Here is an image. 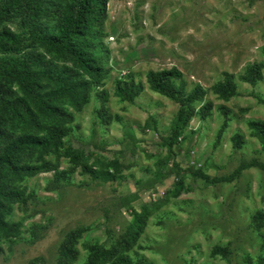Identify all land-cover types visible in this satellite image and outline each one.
<instances>
[{
  "label": "rangeland",
  "instance_id": "obj_1",
  "mask_svg": "<svg viewBox=\"0 0 264 264\" xmlns=\"http://www.w3.org/2000/svg\"><path fill=\"white\" fill-rule=\"evenodd\" d=\"M102 30L110 73L80 111L69 109L74 119L64 147L45 157L57 170L19 184L27 202L14 205L7 219L20 232L0 241V264H58L61 244L76 230L74 264H85L89 247L112 250L140 214L147 217L143 231L121 252L129 264L255 263L264 254V222L254 218L264 214V168L252 163L264 165V139L249 123H264V69L255 86L239 76L264 63V0H109ZM171 68L182 73V97L196 85L206 94L185 106L194 112L170 152L180 104L152 91L146 75ZM226 74L236 87L228 100L213 91ZM129 79L143 87L132 102L116 93L117 83ZM207 102L212 107L202 118ZM66 147L97 176L74 165ZM110 163L117 171L108 169L114 177L106 180L100 172ZM243 165L233 178L212 181ZM214 247L225 252L212 255Z\"/></svg>",
  "mask_w": 264,
  "mask_h": 264
},
{
  "label": "trees",
  "instance_id": "obj_2",
  "mask_svg": "<svg viewBox=\"0 0 264 264\" xmlns=\"http://www.w3.org/2000/svg\"><path fill=\"white\" fill-rule=\"evenodd\" d=\"M109 0H0V241L13 239L19 235L20 225L8 221V216L17 204H25V190L19 186L27 178L56 171L58 163L46 160L49 155H57L64 147V137L68 134L67 125L74 119V111H80L91 98L96 88H101L110 73L101 56L102 27L107 19ZM10 25H16L14 30ZM264 63H253L245 74L239 76L255 86L262 77ZM182 73L176 68L149 71L146 82L149 88L180 104L177 125L168 142L171 152L175 138L189 121L192 109L185 106L202 99L206 91L196 85L193 91L183 96ZM172 80H180L175 86ZM118 96L132 102L143 90L141 83L131 79L118 82ZM213 91L219 98L228 100L236 94L231 76H225ZM102 97L104 91H100ZM207 102L200 108L202 118L211 110ZM106 121L110 115L102 109ZM227 122L218 132L221 138ZM249 126L256 136L264 139V123L251 121ZM236 146L243 143L239 134L233 137ZM64 154L74 165L91 175L97 172L82 162L79 151L66 147ZM264 168V165L252 163ZM100 172L104 179L113 178L108 169L117 171L115 163L104 165ZM248 165L239 167L228 178L238 175ZM180 169H178L179 173ZM210 181L201 173L198 174ZM177 184L182 185L181 177ZM261 226L264 214L255 215ZM144 214L137 216L132 231L112 250H99L89 247L85 264H129L130 259L122 251H129L136 244L146 224ZM81 230L71 233L61 244L58 264H74L78 252L75 244ZM1 251V247H0ZM264 251V243H263ZM214 247L212 255L224 253ZM253 264H264V254L257 256Z\"/></svg>",
  "mask_w": 264,
  "mask_h": 264
}]
</instances>
